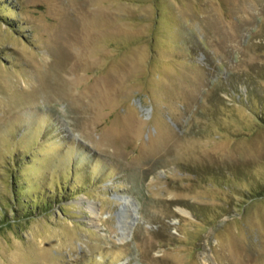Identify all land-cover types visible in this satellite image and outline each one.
I'll return each mask as SVG.
<instances>
[{
  "label": "rangeland",
  "instance_id": "rangeland-1",
  "mask_svg": "<svg viewBox=\"0 0 264 264\" xmlns=\"http://www.w3.org/2000/svg\"><path fill=\"white\" fill-rule=\"evenodd\" d=\"M0 264H264V0H0Z\"/></svg>",
  "mask_w": 264,
  "mask_h": 264
},
{
  "label": "bare ground",
  "instance_id": "bare-ground-1",
  "mask_svg": "<svg viewBox=\"0 0 264 264\" xmlns=\"http://www.w3.org/2000/svg\"><path fill=\"white\" fill-rule=\"evenodd\" d=\"M91 209L93 210V209H94V207H91Z\"/></svg>",
  "mask_w": 264,
  "mask_h": 264
},
{
  "label": "trees",
  "instance_id": "trees-1",
  "mask_svg": "<svg viewBox=\"0 0 264 264\" xmlns=\"http://www.w3.org/2000/svg\"><path fill=\"white\" fill-rule=\"evenodd\" d=\"M45 205H47V203Z\"/></svg>",
  "mask_w": 264,
  "mask_h": 264
}]
</instances>
